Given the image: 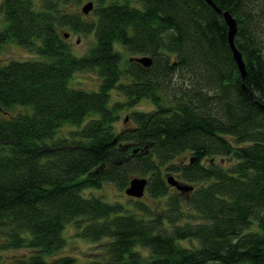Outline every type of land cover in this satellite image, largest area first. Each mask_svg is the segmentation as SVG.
I'll list each match as a JSON object with an SVG mask.
<instances>
[{"label": "trees", "instance_id": "trees-1", "mask_svg": "<svg viewBox=\"0 0 264 264\" xmlns=\"http://www.w3.org/2000/svg\"><path fill=\"white\" fill-rule=\"evenodd\" d=\"M212 1L236 21L243 78L205 0H96L91 18L72 0H0V45L47 58L0 65V256L24 250L0 264H77L58 254L70 224L103 264H264V0ZM64 28L93 46L74 54ZM116 45L151 65L123 64ZM78 71L98 89L70 87ZM136 176L154 209L93 193Z\"/></svg>", "mask_w": 264, "mask_h": 264}, {"label": "rangeland", "instance_id": "rangeland-1", "mask_svg": "<svg viewBox=\"0 0 264 264\" xmlns=\"http://www.w3.org/2000/svg\"><path fill=\"white\" fill-rule=\"evenodd\" d=\"M39 1L40 0H36ZM88 1L96 2V0H80V2L77 4L75 1L72 0L69 10L80 12L81 14V7L83 4H85ZM36 2V3H39ZM92 12L90 11L88 14L83 15L85 18H91ZM3 16L0 12V28L3 26ZM60 32L67 34V36H64L69 46H71L73 53L76 51L78 55L84 54L87 52V50L93 46L94 44V36L91 34L88 35H80L78 33L70 31L67 28L60 29ZM116 49L121 53L122 56V62L127 61L130 57H140L142 55H131L128 53L122 46L116 45ZM74 53V54H76ZM77 55V54H76ZM47 60L46 57L40 56L35 54L34 52L29 51L25 47H22L18 45L14 41H9L7 43H4L0 45V65H4L8 63L11 60ZM98 75L94 71H78L74 73V76L70 79V87L73 88H82L86 91H95L98 89L97 86H99L100 78L97 77ZM111 101H114L118 98H120L118 91L113 90L111 91ZM150 102L149 101H142L139 105H135L133 109H144L150 108ZM28 106H25V111ZM132 108L128 110H122L120 111V117L118 122L116 123L115 128H122L128 125H131L132 122L129 119V114L133 110ZM18 110L23 111V108L16 107L13 109H10L9 112L11 114L17 113ZM7 114H4L0 112V117H6ZM63 129L62 131H64ZM131 148L137 149L135 145H132ZM93 193L98 196H102L104 200L107 202H119L122 204L126 209L133 208L136 203L133 201L134 199H131L128 195L125 194L123 191L124 189H118L115 184L113 183H104L100 187L93 188ZM143 204L148 205L151 209L155 208L156 200L149 197L146 194H144L143 197L140 198V200ZM162 203V202H161ZM65 235L67 237L68 245H66V249L59 251V253H66L71 252L72 254H75L74 256L77 258L76 263L79 264H103L105 262L104 255H103V247L102 245H99L98 243H91L88 242L85 239H82L80 237H77L75 235V231L73 228V225H69L65 229ZM24 253V250L22 249H8L1 252L0 260H4L5 262L10 261L9 259L13 258L15 254Z\"/></svg>", "mask_w": 264, "mask_h": 264}, {"label": "water", "instance_id": "water-1", "mask_svg": "<svg viewBox=\"0 0 264 264\" xmlns=\"http://www.w3.org/2000/svg\"><path fill=\"white\" fill-rule=\"evenodd\" d=\"M207 3H209L211 5V7L215 8V10L217 12H219L225 21V24L227 25L226 28H228V32H227V38L228 39V43H229V49H231L232 51V55H233V60H235L237 66H238V70L241 73L242 78L245 75V65H244V61L242 58V55L240 53V51L237 49V47L234 44V36L236 33V21L235 19L231 16V14L228 11L222 10L221 8H217V6L214 4V2L212 0H205ZM94 4L92 3V1H88L85 4H83V6L81 7V10L84 14H87L89 11H91L93 9ZM65 36H67V34H65ZM132 61H135L137 63H140L142 66L144 67H149L151 65V57L148 55H143L140 57H133L130 59ZM135 151L137 149H134ZM168 183L170 185H173L174 187H176L177 189L180 190H190L191 186H182L180 185V183L176 180H174V178H172V176L167 177ZM147 185V178L145 177H133L130 179L129 185L125 188V190H123L125 192L126 195H128L129 197L132 198H141L144 196L145 194V188Z\"/></svg>", "mask_w": 264, "mask_h": 264}]
</instances>
